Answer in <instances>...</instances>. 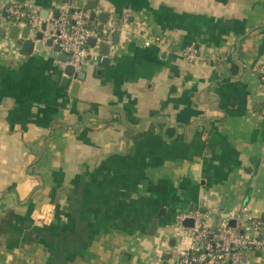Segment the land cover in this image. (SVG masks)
<instances>
[{
  "label": "crops",
  "instance_id": "crops-1",
  "mask_svg": "<svg viewBox=\"0 0 264 264\" xmlns=\"http://www.w3.org/2000/svg\"><path fill=\"white\" fill-rule=\"evenodd\" d=\"M71 1L0 10L51 20ZM96 12L97 27L109 15L111 63L91 47L77 96L54 50L27 56L0 37V264H173L170 248L189 245L181 212L214 225L248 206L264 219V0H106Z\"/></svg>",
  "mask_w": 264,
  "mask_h": 264
},
{
  "label": "built area",
  "instance_id": "built-area-1",
  "mask_svg": "<svg viewBox=\"0 0 264 264\" xmlns=\"http://www.w3.org/2000/svg\"><path fill=\"white\" fill-rule=\"evenodd\" d=\"M106 0H98L103 3ZM92 10L85 0H72L59 10L57 19H43L19 4L0 10V26H30L41 31L44 40L54 37V46L59 45L61 52L68 56L63 67L71 66L76 73L86 72L92 48L90 39H96V48L111 43L110 36L91 27ZM12 17L15 21L9 20ZM46 23V29L42 30ZM13 50V48H11ZM197 52L191 49L187 58L196 60ZM264 89V66L256 68ZM193 220L192 227L184 222ZM180 228L189 234V245L173 264H246L247 254L252 251L264 252V219L256 216L250 207L242 208L234 225L228 219H221L210 225L206 215L200 211L181 212L177 217Z\"/></svg>",
  "mask_w": 264,
  "mask_h": 264
},
{
  "label": "water",
  "instance_id": "water-1",
  "mask_svg": "<svg viewBox=\"0 0 264 264\" xmlns=\"http://www.w3.org/2000/svg\"><path fill=\"white\" fill-rule=\"evenodd\" d=\"M89 9L92 10L91 13V21H94L97 17V8H98V2L97 1H89L88 2ZM50 15V14H49ZM59 16V13H56L54 15V19H57ZM49 16L46 18L43 17V19H48ZM109 15L107 13L101 12L99 14V20L101 22L100 30L104 31L105 24L108 23ZM47 24L44 23L42 26V30L46 29ZM8 33V38L16 44V46L20 49V53L31 56L34 52V50L38 52H44L47 48H50L53 51L51 57L53 59H57L61 63H65L68 60V56L61 52V49L59 45L54 46L55 38H49L48 40H44V35L41 31H35L30 26H26L23 29H21L19 26H10V27H0V37H4L6 35V32ZM114 40L115 45L118 44L120 31L117 30L114 32ZM38 42V43H36ZM89 46L94 48L96 46V39H90L89 40ZM110 46L107 44H104L101 46V54L104 55V58L102 59V65L108 66L111 63L110 57H108ZM64 72V79L62 82V86L65 89H68L71 85L72 79L76 80L75 83L72 84L71 87V94L73 96H77L78 92L80 90L81 82L86 81L87 74L86 72L76 73L74 68L71 66H67L63 69ZM219 223V220L216 221V225ZM231 223L234 225V221H231ZM194 225L193 220H187L184 222V226L186 227H192ZM159 226V220L155 219L153 220L151 226H150V236H155L158 230ZM174 245V241L173 244ZM166 261L170 259L169 255L165 256Z\"/></svg>",
  "mask_w": 264,
  "mask_h": 264
},
{
  "label": "rangeland",
  "instance_id": "rangeland-1",
  "mask_svg": "<svg viewBox=\"0 0 264 264\" xmlns=\"http://www.w3.org/2000/svg\"><path fill=\"white\" fill-rule=\"evenodd\" d=\"M183 241H184V243H183ZM172 242L173 241H171V245H172ZM184 245H185V240H182L180 243H178L177 245L170 248L172 250L171 260H176L178 257H180L184 253V251H185Z\"/></svg>",
  "mask_w": 264,
  "mask_h": 264
},
{
  "label": "trees",
  "instance_id": "trees-1",
  "mask_svg": "<svg viewBox=\"0 0 264 264\" xmlns=\"http://www.w3.org/2000/svg\"><path fill=\"white\" fill-rule=\"evenodd\" d=\"M8 18H9V20H11V21H13V22L15 21V19L12 18V17H8ZM91 27L97 29L100 33L103 32V31L100 30L99 27L96 26V22H95V21H91ZM233 71H234V72H232V76L235 77V76L237 75L236 66L233 67ZM166 264H168V263L166 262Z\"/></svg>",
  "mask_w": 264,
  "mask_h": 264
}]
</instances>
